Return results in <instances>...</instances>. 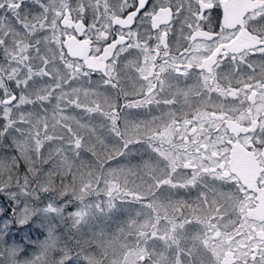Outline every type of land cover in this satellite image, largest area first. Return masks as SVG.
I'll use <instances>...</instances> for the list:
<instances>
[{
	"label": "snow or ice",
	"instance_id": "snow-or-ice-1",
	"mask_svg": "<svg viewBox=\"0 0 264 264\" xmlns=\"http://www.w3.org/2000/svg\"><path fill=\"white\" fill-rule=\"evenodd\" d=\"M0 264H264V0H0Z\"/></svg>",
	"mask_w": 264,
	"mask_h": 264
}]
</instances>
